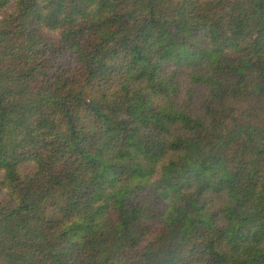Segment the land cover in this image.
Here are the masks:
<instances>
[{
	"label": "trees",
	"instance_id": "1",
	"mask_svg": "<svg viewBox=\"0 0 264 264\" xmlns=\"http://www.w3.org/2000/svg\"><path fill=\"white\" fill-rule=\"evenodd\" d=\"M0 173V264H264V0H0Z\"/></svg>",
	"mask_w": 264,
	"mask_h": 264
},
{
	"label": "rangeland",
	"instance_id": "2",
	"mask_svg": "<svg viewBox=\"0 0 264 264\" xmlns=\"http://www.w3.org/2000/svg\"><path fill=\"white\" fill-rule=\"evenodd\" d=\"M184 74H186V73H184ZM1 175H2V174L0 173V177H1ZM0 196H2V193H0Z\"/></svg>",
	"mask_w": 264,
	"mask_h": 264
}]
</instances>
